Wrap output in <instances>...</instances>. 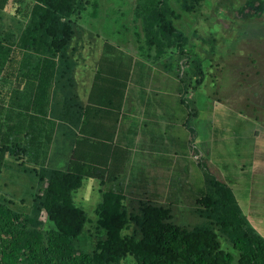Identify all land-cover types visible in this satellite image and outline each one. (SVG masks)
Returning <instances> with one entry per match:
<instances>
[{"label": "trees", "instance_id": "1", "mask_svg": "<svg viewBox=\"0 0 264 264\" xmlns=\"http://www.w3.org/2000/svg\"><path fill=\"white\" fill-rule=\"evenodd\" d=\"M9 1L0 0V264H264V236L242 211L232 181L208 161L200 164L202 188L191 195L195 225L177 223L173 203L125 194L136 107L151 120L163 110L149 92L148 64L177 80L180 105L197 115L193 94L205 66L174 22L202 0H176L180 13L169 0H141L137 57L105 40L84 98L71 43L93 0H12L23 18L12 27L2 17ZM247 8L260 15L264 1L246 0L240 13ZM55 145L59 154H50ZM85 178L96 179L101 193L94 213L102 236L87 252L73 243L88 222L74 201ZM17 184L18 194L2 190Z\"/></svg>", "mask_w": 264, "mask_h": 264}, {"label": "rangeland", "instance_id": "2", "mask_svg": "<svg viewBox=\"0 0 264 264\" xmlns=\"http://www.w3.org/2000/svg\"><path fill=\"white\" fill-rule=\"evenodd\" d=\"M11 1L2 17L12 27L16 19L23 18L15 15ZM169 1L180 13L177 1ZM140 2L93 0L77 21L71 48L75 50L76 91L81 98L89 88L105 40L124 54L137 57L142 26L135 7ZM245 2L202 0L194 11L180 13L174 22L187 36L189 53L201 58L205 66L203 85L193 94L197 115H188L180 105L177 80L148 64L149 92L163 110L157 109L158 120H151L142 108L136 107L131 123L139 131L131 146L128 181L132 184L126 187L125 194L132 201L150 198L163 204L173 203L175 221L195 225L198 221L189 207L191 195L202 188L200 164L202 160L208 161L232 181L230 187L242 211L264 236V12L249 15L247 8L240 13ZM24 7L23 4L21 10ZM137 91L138 87H130L134 96ZM215 128L219 129L213 134ZM59 150L55 145L50 154H59ZM195 153L201 157H194ZM52 163L63 167L61 160ZM19 187L17 184L2 190L18 194ZM99 189L96 179L85 178L74 193V201L84 210L88 222L73 243L85 252L102 236L96 229L94 213L101 199ZM124 202L128 206V200ZM123 264L134 262L126 260Z\"/></svg>", "mask_w": 264, "mask_h": 264}, {"label": "built area", "instance_id": "3", "mask_svg": "<svg viewBox=\"0 0 264 264\" xmlns=\"http://www.w3.org/2000/svg\"><path fill=\"white\" fill-rule=\"evenodd\" d=\"M194 157L196 158H200L201 156H199L197 153L194 154Z\"/></svg>", "mask_w": 264, "mask_h": 264}]
</instances>
